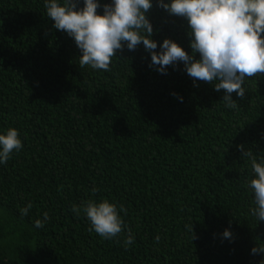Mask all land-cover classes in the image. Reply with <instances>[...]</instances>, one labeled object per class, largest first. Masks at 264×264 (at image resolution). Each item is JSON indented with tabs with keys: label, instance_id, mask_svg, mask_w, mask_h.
<instances>
[{
	"label": "trees",
	"instance_id": "1",
	"mask_svg": "<svg viewBox=\"0 0 264 264\" xmlns=\"http://www.w3.org/2000/svg\"><path fill=\"white\" fill-rule=\"evenodd\" d=\"M147 15L154 40L191 54L184 18L157 0ZM53 23L44 0H0V131L17 128L24 144L0 165V264H260L251 249L264 245V221L250 213L237 146L264 155V75L246 79L243 98L232 93L231 110L182 62L150 67L142 43L118 50L111 71L80 68L75 41ZM103 198L126 209L112 240L71 211Z\"/></svg>",
	"mask_w": 264,
	"mask_h": 264
},
{
	"label": "clouds",
	"instance_id": "2",
	"mask_svg": "<svg viewBox=\"0 0 264 264\" xmlns=\"http://www.w3.org/2000/svg\"><path fill=\"white\" fill-rule=\"evenodd\" d=\"M157 3L170 15L187 21L191 54L171 38L162 43L152 38L154 29L147 14L153 8V0H111L103 4L102 13L98 12L100 0H44V8L46 17L54 22L53 27L75 41L81 52L80 68L111 71L112 58L117 57L118 50L126 47L134 51L142 43L151 54L150 67L167 74L168 66L182 62L195 86L196 81L214 84L215 91L224 90V107L239 110L232 93L243 98L246 79L264 75V0H157ZM179 99L183 102L182 96ZM23 147L17 128L0 131V165ZM237 147L251 169L245 185L254 198L255 207L250 208V213L258 222L264 221V155H254L251 150H244L243 145ZM31 208L32 203L28 202L20 209L21 216H27ZM71 211L74 216L83 215L89 222L88 230L105 240H112L126 229L121 216L126 209L107 198L74 203ZM50 219L46 211L34 221V227L42 228ZM127 233L125 247L135 242L130 228ZM222 237L231 240L233 233L225 229ZM159 239L157 236L156 241ZM251 254L260 255V264H264V245L252 247Z\"/></svg>",
	"mask_w": 264,
	"mask_h": 264
}]
</instances>
